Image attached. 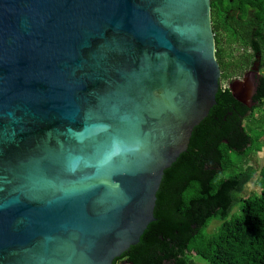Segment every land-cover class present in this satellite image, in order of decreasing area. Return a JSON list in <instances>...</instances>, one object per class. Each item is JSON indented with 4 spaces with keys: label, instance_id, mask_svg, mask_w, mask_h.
<instances>
[{
    "label": "water",
    "instance_id": "95a60500",
    "mask_svg": "<svg viewBox=\"0 0 264 264\" xmlns=\"http://www.w3.org/2000/svg\"><path fill=\"white\" fill-rule=\"evenodd\" d=\"M216 52L211 0H0V264L137 246L217 104Z\"/></svg>",
    "mask_w": 264,
    "mask_h": 264
},
{
    "label": "trees",
    "instance_id": "16d2710c",
    "mask_svg": "<svg viewBox=\"0 0 264 264\" xmlns=\"http://www.w3.org/2000/svg\"><path fill=\"white\" fill-rule=\"evenodd\" d=\"M216 58L222 80L242 75V63L225 53L261 57L264 70V0H211ZM258 15L261 48L253 52L252 14ZM228 47L230 50H227ZM239 64V65H238ZM217 104L192 134L187 152L168 169L157 194L155 222L140 243L115 264H264V76L252 108L221 87ZM257 180L260 193L244 195ZM241 213L229 219L235 207ZM217 230L206 231L212 222Z\"/></svg>",
    "mask_w": 264,
    "mask_h": 264
},
{
    "label": "flooded vegetation",
    "instance_id": "af4514ba",
    "mask_svg": "<svg viewBox=\"0 0 264 264\" xmlns=\"http://www.w3.org/2000/svg\"><path fill=\"white\" fill-rule=\"evenodd\" d=\"M258 24H260L258 15L254 12V14H252V21H251V26L252 29L254 31V41L252 43V48H253V52H256L255 50L258 51V49L261 48L260 42H259V38L256 35V33L258 34L257 31V26ZM227 50H230L228 47H226ZM231 56L236 57L237 61L242 63V66H240V68L243 70V73L241 76L236 77L230 81H224L221 79V82H229L228 88L233 84V82L235 81H241V82H245L247 81L249 84L252 85L253 88V95H252V99H246L245 103L246 105L239 103L241 105H244L247 108H252L254 105H256L257 103L254 102V97L257 93V88L259 86V80L261 79L262 76H264V70H262V62H261V57H257L255 61H247L246 57H244V54H233L231 55L229 52L225 53V59L227 60V64H230L233 66V63H229L228 59H230ZM239 65V64H238ZM241 91L238 90L237 94H239V96L241 98H243V96L240 94Z\"/></svg>",
    "mask_w": 264,
    "mask_h": 264
},
{
    "label": "rangeland",
    "instance_id": "374dc122",
    "mask_svg": "<svg viewBox=\"0 0 264 264\" xmlns=\"http://www.w3.org/2000/svg\"><path fill=\"white\" fill-rule=\"evenodd\" d=\"M229 82H221V87L225 88L228 87ZM255 133H263L264 132V123L263 124H257L254 128H253ZM261 162H264V150L262 153L259 154ZM256 179L253 180L252 182H250L244 190V195L248 196L251 194H255V193H260L261 190L258 187L257 183H256ZM241 213V205H237L233 211V213L231 214V216L229 217V219H232L234 216H238ZM220 223L219 222H215L213 221L212 224L210 225V227L208 228V230L206 231L208 234H212L214 233L217 228L219 227Z\"/></svg>",
    "mask_w": 264,
    "mask_h": 264
}]
</instances>
